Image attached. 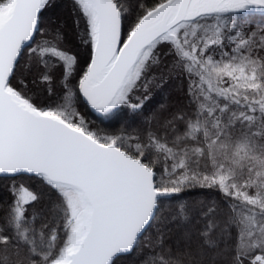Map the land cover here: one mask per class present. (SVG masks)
Returning a JSON list of instances; mask_svg holds the SVG:
<instances>
[{"label":"trees","instance_id":"16d2710c","mask_svg":"<svg viewBox=\"0 0 264 264\" xmlns=\"http://www.w3.org/2000/svg\"><path fill=\"white\" fill-rule=\"evenodd\" d=\"M165 1L114 0L122 15V43ZM181 32L188 55L173 42H158L125 101L100 115L77 90L92 53L86 17L72 0H47L9 87L38 111H62L72 127L142 160L154 172L156 188L171 193L157 200L131 253L110 264H253L256 256L264 257V211L250 212L214 179L225 174L264 207V110L256 105L264 102V14L206 16ZM41 41L71 64L30 52ZM211 62L243 65L253 73L252 87L216 83L237 99L207 89L199 71ZM23 190L32 195L29 201H23ZM72 220L66 199L43 178L0 177V264H54Z\"/></svg>","mask_w":264,"mask_h":264},{"label":"water","instance_id":"95a60500","mask_svg":"<svg viewBox=\"0 0 264 264\" xmlns=\"http://www.w3.org/2000/svg\"><path fill=\"white\" fill-rule=\"evenodd\" d=\"M83 1L94 38L77 90L98 111L115 103L143 53L177 25L221 11L226 2L234 3L233 13L264 12V0H167L144 15L122 43V15L114 0ZM43 6L44 0H10L0 15V177H41L75 192L83 223L61 264H110L131 253L154 217L157 200L171 193L156 188L154 172L142 160L39 112L10 89L15 66L39 29Z\"/></svg>","mask_w":264,"mask_h":264},{"label":"rangeland","instance_id":"374dc122","mask_svg":"<svg viewBox=\"0 0 264 264\" xmlns=\"http://www.w3.org/2000/svg\"><path fill=\"white\" fill-rule=\"evenodd\" d=\"M46 1L47 0H44V4H45ZM72 1L77 5V7L85 15L86 20H87V29L89 31L90 41H91V43H93L94 25H93V19H92V16H91V12H90V10L88 9L87 5L85 4V2L83 0H72ZM9 3H10V0L8 2H6L5 4L0 6V15H2L4 12H6L8 10ZM220 6H221V11H216L210 16H219V15H222V14H227L228 12H230V13L236 12L235 9H234V3L228 4V2H226L224 5H220ZM245 13H247V12H245ZM261 13H264V12H261ZM190 23L191 22H186V23H181V24L177 25L175 28H173L171 30V32L168 35H164L155 44H153L150 48H148L143 53V55L141 56V58H140L138 64L136 65V67H135V69H134V71H133L128 83L124 87L123 91L120 93V95L117 98V100L115 101V103L107 110H104V111L94 110V112L97 113V114H100V115L107 114L109 112L114 111L116 108H118L125 101L126 95L128 94V92L131 89L134 81L136 80L139 72L141 71V68H142V66L144 64L146 56L149 54V51L158 42L164 41V40L173 42L174 44H176L179 47V49L181 50V52L183 54L188 55L186 50H184V48H182L181 45H180V41L178 39L179 38L178 34L182 33L181 30L185 26L190 24ZM218 23H220V20H219ZM195 29H196V26L195 27H190V31H193ZM181 35L182 34H180V36ZM37 44L30 50V52L33 51L37 55H39L40 57H42L44 54H53L54 56H56V57H58L60 59H63L66 62L67 65L71 64L70 60H67L66 56H64L61 52H59V51L55 50L53 47H51L49 45V43L41 41L38 45ZM34 49H36V51ZM190 58H192V60L195 62L194 56H190ZM211 63H213V62H211ZM213 64L214 65H211L210 68H208V69L205 66L201 65L199 72L201 73L202 80L206 84L207 89L216 92L220 96H222V95L223 96L224 95H226V96L227 95L228 96L229 95H236V92H231L228 89H223L222 87H219L217 84L228 83V86L232 85V84H235L239 88H249L251 86V84L253 83V80H254L253 73L248 72L249 70H246V68L243 67V65H219V66H217L215 63H213ZM217 78L221 80V83H219L217 81ZM224 81H227V82H224ZM10 89H12V88H10ZM17 95L25 103H27L28 105L34 107L27 99L23 98L19 93H17ZM235 99H237V95H236ZM254 103H255V101H252V104H254ZM256 105L260 109L264 110V102L263 103L256 102ZM41 113L47 114V115H51V116L57 117V118L62 120V116H61V114H63L62 111L57 112V111L45 110V111H43ZM77 129L82 130L83 132H85L82 128H77ZM85 133H87V132H85ZM87 134L90 135L89 133H87ZM100 143H103V144H106V145H109V144L116 145L110 140H106L105 142H100ZM214 181L223 190H225V192L228 191V190H231L230 194L232 196H235V195L237 196L238 195L241 198V202H242L243 206H246V209H248L250 212L251 211L253 212V210L256 207L258 208V210L264 211V207L262 205H260L258 202H256L255 199L247 197V196H245V193L238 191L235 188L234 183L233 182H229V180L227 179V176L225 174H222L221 176L218 175V178L216 177L214 179ZM52 186L58 191V193L61 196H63L66 199L67 203L69 204L72 216H73V220H72V224L70 226L69 236H68L67 242H66V244H65V246H64V248L62 250L61 255L59 256V258L54 263V264H61V263L65 262L67 260L68 254L70 253V251L73 250V248L76 245L78 236L80 234L81 226H82V223H83V216H82L83 206H82L80 200L77 198V194L75 192L71 191L70 189H66L64 187H59V186H56V185H52ZM21 196H22L23 201H29L32 198L31 197L32 195L30 193H28L27 191H25V190L22 191ZM251 204H253V205H252L251 208H249L248 205H251ZM253 264H264V257L257 256L254 259Z\"/></svg>","mask_w":264,"mask_h":264}]
</instances>
